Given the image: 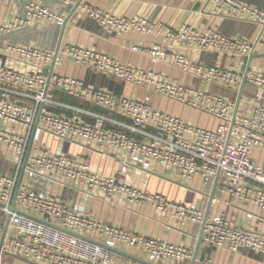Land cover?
I'll list each match as a JSON object with an SVG mask.
<instances>
[{
	"label": "built area",
	"instance_id": "built-area-1",
	"mask_svg": "<svg viewBox=\"0 0 264 264\" xmlns=\"http://www.w3.org/2000/svg\"><path fill=\"white\" fill-rule=\"evenodd\" d=\"M190 1L205 4L217 15L254 23L264 34V11L248 3ZM59 2L70 10L78 3ZM77 12L87 14L107 31L155 38L152 47L136 45L132 50L207 84L240 87L244 72L219 65L204 66L189 59L185 52H217L236 58L241 64L247 57L264 54L262 39L250 42L189 26L174 30L142 17L114 16L83 3ZM66 19V15L40 3H31L24 17L0 25V38L42 24L63 27ZM4 53L30 70L0 65V147L14 165L11 174L0 172V264L5 257L28 264H114L120 248L136 249L154 264H185L194 259V251L189 247L129 233L91 218L63 199L27 190L20 184L23 172L29 179L71 185L110 199L121 197L134 204H148L180 226L205 223L202 241L207 247L232 253L247 249L264 254V235L233 226L225 214L205 219L199 206L170 201L164 195L142 191L122 180L132 166L146 170L161 166L185 181L200 178L205 186L218 178L220 194L255 208L264 218V168L253 160L255 151L264 153V105H257L249 115H243L236 111V102L71 44L61 46L58 52L8 46ZM67 59L213 116L218 125L214 130L197 127L154 110L144 100L117 98L109 92L87 88L79 79L57 75L55 69L62 67ZM52 66L54 70L50 72ZM45 68L47 75L43 74ZM247 82L256 88V100L261 103L264 69L251 67ZM57 91L124 118L128 123L119 124L124 130H114L106 126L110 120L80 109L71 108L75 111L72 117L56 114L52 108L60 106L54 97ZM83 114L97 118V123H86ZM42 133L89 144L104 155H115L121 160L122 169L116 176L108 177L91 172L85 162L62 151L50 154L34 146ZM194 264H210V260H196Z\"/></svg>",
	"mask_w": 264,
	"mask_h": 264
},
{
	"label": "crops",
	"instance_id": "crops-1",
	"mask_svg": "<svg viewBox=\"0 0 264 264\" xmlns=\"http://www.w3.org/2000/svg\"><path fill=\"white\" fill-rule=\"evenodd\" d=\"M74 1L78 2V0ZM239 1L264 11V0ZM31 3H40L49 9L66 15V18L70 14V8L62 6L59 0H0V25H8L15 19L24 17L26 7ZM83 4L102 9L114 16L146 18L174 30L189 26L197 31H213L228 37L244 38L250 42H255L258 39L264 40L260 26L217 15L211 12L205 4L193 3L190 0H83ZM61 32L62 27L42 24L2 36L0 38V65L29 69L24 64H19L8 58L4 53L5 48L8 46H31L44 51H55L61 38ZM156 41L155 38L136 33L118 34L107 31L89 18L87 14L76 12L65 27L61 46L71 44L94 50L113 57L124 65L161 73L172 81L179 82L189 88L204 90L212 95L236 102L237 105L242 85L231 88L224 85L207 84L168 65L154 63L146 54L132 50L133 46L136 45L150 48ZM185 53L189 59L204 66L219 65L225 69L236 71L241 69L243 71L244 63L241 64L240 60L217 52L187 51ZM258 55H262V57L253 60L251 67L264 69V54ZM46 70L47 68L43 70V73ZM55 73L62 77L79 79L87 88L106 91L117 98L127 97L144 100L154 110L179 117L197 127L214 130L218 125V120L213 116L113 76L100 73L87 66L77 64L72 59L65 60L62 67L55 69ZM54 97L56 103L60 105L52 108V112L56 114L72 117L75 111L71 108L80 109L110 120L106 126L114 130H124L119 124L128 123L124 118L95 108L63 92H55ZM260 104L264 105V100L261 103L257 102L256 88L247 82L238 107L239 113L249 115L252 109ZM82 119L92 125L98 121L97 118L85 114L82 115ZM34 146L44 149L50 154L62 151L72 158H78L85 162L91 172L108 177L116 176L123 165L117 156L104 155L89 144L60 139L47 133H42L39 139L34 142ZM253 160L264 168V153L255 151ZM13 167L9 154L3 155L0 152V172L11 174ZM31 180L26 176H23L22 179V183L29 191H46L48 192L46 195L63 199L73 206H77L91 218L116 226L129 233L141 234L189 247L194 251V255L198 250L196 260L199 262L210 260V264H264V254L253 250L243 249L232 253L207 247L203 241L199 245L201 225L180 226L148 204H134L121 197L110 199L87 192L83 188L62 183L52 184L51 189H49L46 188L45 182L40 180L32 182ZM122 180L131 187L142 191L164 195L170 201L188 206H199L209 217L225 214L233 226L264 235V218L259 216L255 208L222 195L217 189L213 201L210 202L215 181L209 186H205L200 178L185 181L161 166H155L151 170L132 166L123 175ZM250 214L253 215L251 218L249 217ZM118 253L119 256L115 259L114 264H154L133 248H120ZM185 264H192V262Z\"/></svg>",
	"mask_w": 264,
	"mask_h": 264
},
{
	"label": "water",
	"instance_id": "water-1",
	"mask_svg": "<svg viewBox=\"0 0 264 264\" xmlns=\"http://www.w3.org/2000/svg\"><path fill=\"white\" fill-rule=\"evenodd\" d=\"M81 3H83V0H78L77 5H76L74 8H72V9L70 10V14H69V16H68V18H67V20H66V22H65V25L62 27L61 38H60L59 44H58V46H57V48H56V50H55L56 52H58L59 49H60V46H61V43H62V37H63L64 30H65V27H66L67 23H68L69 20L74 16V14L77 12L78 6H79ZM260 57H262V55H252V56L247 57V58L244 59V66H243L244 78H243V82H242V91H241V95H240L239 100H238V103H237V110H236V111H238V107H239L240 102H241V100H242L243 89H244V87H245L246 84H247V76H248L249 70H250V68H251L252 62H253V60H255L256 58H260ZM47 70H48V69H47ZM47 70L43 73L44 75H47V74H48ZM53 70H54V67L52 66V67L50 68V72H52ZM26 162H27V160L25 161V164H26ZM23 176H24V172L22 173L21 180H20V184H21V182H22ZM34 180H39V179H35V178H34V179H32L31 181L34 182ZM44 182H45V186H46V188L51 189V187H52V183H51L50 181H44ZM20 184H19L17 190H19ZM217 185H218V178L215 180L214 190H213L212 195H211V197H210V202H212L213 199H214V197H215V193H216ZM30 191H32V190H30ZM38 193H42V194H45V195L48 194V192H46V191H38ZM11 210L14 211V206L11 207ZM208 217H209V215L207 214L205 219H207ZM9 223H10V217L7 218L6 223L4 224V236H3V238L6 236V233H7V231H8V227H9ZM204 227H205V223L202 225V231H201V235H200V237H199V245H200V243H201V241H202L203 232H204ZM197 254H198V250L196 251V253H195V255H194V259H193V261H192V264L195 263V261H196V259H197Z\"/></svg>",
	"mask_w": 264,
	"mask_h": 264
},
{
	"label": "rangeland",
	"instance_id": "rangeland-1",
	"mask_svg": "<svg viewBox=\"0 0 264 264\" xmlns=\"http://www.w3.org/2000/svg\"><path fill=\"white\" fill-rule=\"evenodd\" d=\"M0 152L1 153H3V150H2V148H0ZM4 155V154H3ZM2 264H28V263H26V262H24V261H20V260H14L13 258H4L3 259V262H2Z\"/></svg>",
	"mask_w": 264,
	"mask_h": 264
}]
</instances>
